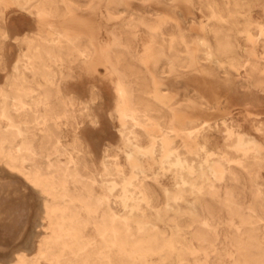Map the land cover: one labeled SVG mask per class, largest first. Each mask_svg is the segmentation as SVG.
Returning <instances> with one entry per match:
<instances>
[{
  "label": "rangeland",
  "instance_id": "rangeland-1",
  "mask_svg": "<svg viewBox=\"0 0 264 264\" xmlns=\"http://www.w3.org/2000/svg\"><path fill=\"white\" fill-rule=\"evenodd\" d=\"M263 94L264 0H0V145L70 225L12 264H250Z\"/></svg>",
  "mask_w": 264,
  "mask_h": 264
},
{
  "label": "bare ground",
  "instance_id": "bare-ground-1",
  "mask_svg": "<svg viewBox=\"0 0 264 264\" xmlns=\"http://www.w3.org/2000/svg\"><path fill=\"white\" fill-rule=\"evenodd\" d=\"M214 66L216 68H219V66H220L219 62L215 61ZM163 76H165V75H163ZM234 77H232V79L235 81V90L239 93L243 92L244 91L243 84L241 83V81L239 79H236ZM241 79H243V78H241ZM262 96L264 97V94ZM144 119H146V118H144ZM201 123L204 124V122H200V120H198L197 118H193V120L188 119V121L185 122L182 130L187 134V136H191L192 134L195 135V132L198 130ZM201 130H202V128H201ZM199 132H201V131H199ZM153 134H151V136H153ZM196 135H197V133H196ZM2 139L3 138H1L0 140L3 141ZM175 154H176L175 156L177 158L176 159L177 165H180L182 167V169H184L185 164H184L183 158H181V152L178 149H176ZM21 160L20 161H18L17 159L13 160V159L7 157L5 152L2 149L1 145H0V166H2L4 168L3 169L4 173L2 175H0V262L2 264H12L13 259L18 254H20L21 252H24V251L31 250L33 245H34L35 239L37 237H39L41 235V233L46 229V225H48V223H52L53 225H55V230L57 231V233H58L57 235H59V236H61V233L64 230L66 231V229L68 227H70V225H69L66 228L65 218L60 216V213H58L55 210L59 207L56 204V202H55L56 205L53 203L54 204L53 207L50 204V199H51L50 196L52 194L50 192L51 190L48 187L49 178L46 177L47 175L46 174L43 175V174H41L42 172L40 173V172L32 169L31 168L32 166L30 167L26 163L21 162ZM166 161H167V159H165V161L163 160V162H166ZM168 163L169 162H167V164ZM2 167H0V170ZM181 176H182V178H181L182 182L186 183L187 179H185V178L189 177V176L185 177L184 174H182ZM64 181L62 182V180H61L62 183H64ZM188 181H190V180H188ZM52 196L54 197L55 194H53ZM58 197H60V196H58ZM59 201H61V203H63L62 199H60ZM59 201H58V204H59ZM64 204H66V203H63V205ZM67 204H69V201ZM70 204H69V206H70ZM60 205H62V204H60ZM65 206H68V205H65ZM54 207H57V208L54 209ZM66 209H67V207L64 208L65 211H66ZM70 209H72V208H70ZM62 210H60V211H62ZM71 212L72 211H70V213ZM70 213L68 216H70ZM189 213H190V215H192V217L195 218L194 221L196 220V228H198V230L199 229L201 230V228H202L203 233H201L200 236L203 237V234H205V232L203 231V230H205V228H204L205 225L202 224V220H201V216H200L199 212L197 211L196 208H193L190 210ZM72 215H73V213H72ZM71 221H72V219H71ZM200 223H201V225H199ZM114 224H116V223H113L112 225H114ZM117 225L118 224H116V226ZM71 226H72V224H71ZM116 226H114V227L112 226L114 231L116 230ZM117 227H120V225H118ZM74 229H72V230H74ZM109 229H111V228H109ZM116 231L118 232V231H120V229L116 230ZM122 232H124V231L122 230ZM69 233H72V232H69ZM124 234H125V232H124ZM124 234L122 235V237L124 236ZM69 235L70 234H68V236ZM150 235H151V238L145 243H149L150 246L155 247L154 245L156 244L155 243L156 237H154L152 234H150ZM59 236H57V237H59ZM70 236H69V238L73 242V238ZM116 237H117V235H116ZM120 237H121V235H120ZM56 239H58V238H56ZM48 240H50V239H48ZM62 240H64V238ZM125 240H126V238H125ZM253 243L255 244V242H253ZM63 244L64 243H62V245ZM65 245L66 244H64L63 247ZM48 246H49V244H48ZM57 246H59V245L57 244ZM69 246H70V243H69ZM74 246H76V243L74 244ZM60 247H62V246H60ZM70 247H73V245ZM64 248L66 249L67 247H64ZM261 248H264V247H261ZM48 251H51V250H48ZM246 251L248 253L247 260L250 264H264V251L263 252L258 251V249L254 248L252 245H249L247 247ZM61 252H63V251H61ZM52 253H54V252H52ZM60 255L63 256L62 253H60ZM21 257H20V259H22ZM47 257L48 256H45V258H47ZM59 257H57V259H60ZM55 259H56V257H55ZM49 260H50V257H49ZM62 261L60 262V264L62 263ZM55 264H57V263H55Z\"/></svg>",
  "mask_w": 264,
  "mask_h": 264
}]
</instances>
